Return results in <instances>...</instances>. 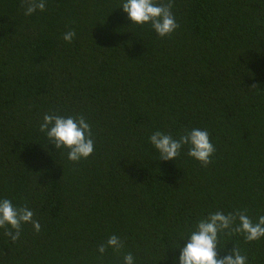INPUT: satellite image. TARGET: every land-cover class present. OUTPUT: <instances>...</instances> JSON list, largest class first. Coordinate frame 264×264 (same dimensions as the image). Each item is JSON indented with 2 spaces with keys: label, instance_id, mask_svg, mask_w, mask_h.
<instances>
[{
  "label": "trees",
  "instance_id": "16d2710c",
  "mask_svg": "<svg viewBox=\"0 0 264 264\" xmlns=\"http://www.w3.org/2000/svg\"><path fill=\"white\" fill-rule=\"evenodd\" d=\"M171 3L178 27L159 37L121 0H47L27 17L26 0H0V197L41 223L15 243L0 229V264H170L208 212L264 215V0ZM45 113L84 116L94 152L68 161L40 131ZM191 127L210 133L211 162L186 148L158 160L148 137ZM110 235L123 247L101 256ZM232 245L264 264V238L221 237Z\"/></svg>",
  "mask_w": 264,
  "mask_h": 264
},
{
  "label": "clouds",
  "instance_id": "9594fccd",
  "mask_svg": "<svg viewBox=\"0 0 264 264\" xmlns=\"http://www.w3.org/2000/svg\"><path fill=\"white\" fill-rule=\"evenodd\" d=\"M47 0H26L24 15L31 16L37 11L43 12ZM132 25L150 26L159 37H166L178 27L172 11L171 0H121L120 7ZM74 31H67L62 39L71 43ZM50 144L59 153L66 154V159L79 162L87 159L95 149L91 124L84 116L59 115L45 113L39 125ZM148 143L158 155V160L175 161L186 148L187 156L208 165L215 152L210 133L206 129L191 127L178 138L154 131L148 137ZM30 224L34 232L39 233L41 223L34 218L33 211L26 206H18L6 197H0V229L15 243L21 236L23 225ZM225 234L242 236L247 242L264 238V215L251 219L244 211L225 213L221 210L210 211L196 221L186 233H181L178 242L168 247L173 255L170 264H248V258L238 247L232 245L221 249L220 240ZM181 242L182 245H181ZM123 247L116 235H110L100 244L97 252L103 256L107 249L118 251ZM166 252L163 259H167ZM178 253V255L176 254ZM223 253V255H221ZM121 264H136L131 253L123 255Z\"/></svg>",
  "mask_w": 264,
  "mask_h": 264
}]
</instances>
